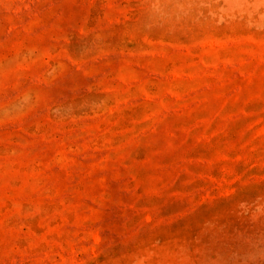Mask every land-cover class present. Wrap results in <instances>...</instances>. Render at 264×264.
I'll list each match as a JSON object with an SVG mask.
<instances>
[{
  "label": "rangeland",
  "instance_id": "obj_1",
  "mask_svg": "<svg viewBox=\"0 0 264 264\" xmlns=\"http://www.w3.org/2000/svg\"><path fill=\"white\" fill-rule=\"evenodd\" d=\"M0 264H264V0H0Z\"/></svg>",
  "mask_w": 264,
  "mask_h": 264
}]
</instances>
